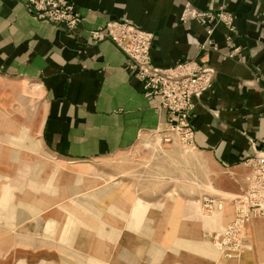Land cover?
<instances>
[{"label":"crops","instance_id":"0c3cea01","mask_svg":"<svg viewBox=\"0 0 264 264\" xmlns=\"http://www.w3.org/2000/svg\"><path fill=\"white\" fill-rule=\"evenodd\" d=\"M68 1L81 18L74 35L35 19L29 0H0V77L23 82L17 87L21 93L39 89L43 113L38 130L44 148L70 162L97 160L129 151L142 137L166 127L167 114L157 110V100L145 96L142 83L128 69V55L110 40L93 42L90 37L110 21L124 22L154 35L153 67L169 70L189 62L214 71L209 87L193 99L192 155L228 180L241 177L245 189L251 172L246 161L264 140V0ZM188 3L199 10L224 6L233 16V31L218 24L212 33L214 48L202 50L206 25L180 20ZM259 229L257 239L264 224ZM5 233L2 223L4 251L9 246ZM117 241L116 261L114 246L101 241L91 239L76 249L113 264H142L144 252L135 259L131 250L128 262L120 251L125 243ZM257 246L252 264H264V243Z\"/></svg>","mask_w":264,"mask_h":264},{"label":"rangeland","instance_id":"374dc122","mask_svg":"<svg viewBox=\"0 0 264 264\" xmlns=\"http://www.w3.org/2000/svg\"><path fill=\"white\" fill-rule=\"evenodd\" d=\"M22 83L0 77V225L9 245L0 264H113L76 248L101 241L116 261L118 237L128 262L135 250V259L145 253L142 264L253 263L264 216L233 226L249 204L241 177L226 179L160 132L97 160L53 155L39 138L41 93H21Z\"/></svg>","mask_w":264,"mask_h":264},{"label":"built area","instance_id":"2783aa9c","mask_svg":"<svg viewBox=\"0 0 264 264\" xmlns=\"http://www.w3.org/2000/svg\"><path fill=\"white\" fill-rule=\"evenodd\" d=\"M27 8L37 20L54 23L71 35L76 34L81 22L74 4L68 0H29ZM180 20L182 24L197 21L206 25L207 39L201 47L204 51L214 48L212 33L218 24L224 25L229 31L234 29L233 16L224 6L217 11L212 8L199 10L188 3L184 6ZM90 37L93 42L110 40L128 55V69L142 83L145 96L157 100V110L167 114L168 122L160 132L165 136V141L169 142L173 135L180 142L191 145L193 99L209 87L214 71L206 65L189 62L169 70L153 67L150 50L154 35L124 22L110 21L91 31ZM261 144L262 148H254L253 155L246 161L251 172L247 178V191L244 189L242 194L246 204H249L239 207L241 209L234 227L251 217L264 216V140ZM255 199L259 203L254 204Z\"/></svg>","mask_w":264,"mask_h":264},{"label":"bare ground","instance_id":"6f19581e","mask_svg":"<svg viewBox=\"0 0 264 264\" xmlns=\"http://www.w3.org/2000/svg\"><path fill=\"white\" fill-rule=\"evenodd\" d=\"M62 164H68V165H70V164H73V163L66 162V161H62Z\"/></svg>","mask_w":264,"mask_h":264}]
</instances>
